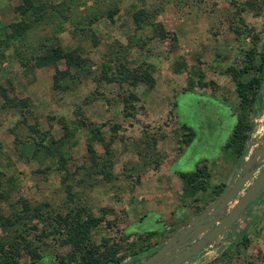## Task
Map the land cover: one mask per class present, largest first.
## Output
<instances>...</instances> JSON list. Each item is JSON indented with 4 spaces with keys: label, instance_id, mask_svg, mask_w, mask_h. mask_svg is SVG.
Segmentation results:
<instances>
[{
    "label": "rangeland",
    "instance_id": "1",
    "mask_svg": "<svg viewBox=\"0 0 264 264\" xmlns=\"http://www.w3.org/2000/svg\"><path fill=\"white\" fill-rule=\"evenodd\" d=\"M262 57L264 0H0V264H139L211 197L180 173L224 180L238 118L263 141ZM256 200L208 264H264Z\"/></svg>",
    "mask_w": 264,
    "mask_h": 264
},
{
    "label": "water",
    "instance_id": "2",
    "mask_svg": "<svg viewBox=\"0 0 264 264\" xmlns=\"http://www.w3.org/2000/svg\"><path fill=\"white\" fill-rule=\"evenodd\" d=\"M263 192L264 137L252 149H243L236 172L222 192L139 264L183 263L223 231L235 228L234 222L246 216L245 209L253 206ZM232 201L234 203L226 210Z\"/></svg>",
    "mask_w": 264,
    "mask_h": 264
},
{
    "label": "trees",
    "instance_id": "3",
    "mask_svg": "<svg viewBox=\"0 0 264 264\" xmlns=\"http://www.w3.org/2000/svg\"><path fill=\"white\" fill-rule=\"evenodd\" d=\"M55 52V50H54ZM262 63H264V57H262ZM247 69V66H245V70ZM236 72H233V79H236L235 77ZM259 86V79L258 78H251L247 82L241 83L237 81L235 91L237 93V96L239 97L241 102H247L249 107H251V104H253L254 101L258 100L259 102H262L261 96L256 91V89ZM249 128L248 125H243L241 120L238 118L237 123L232 131V134L229 138V140L226 141L224 144L225 147L231 148L233 153H235L237 160L239 161L240 156L243 153V144L247 137V129ZM182 177L185 178V180L188 183H198L200 189H204V182L206 181L208 177V173L206 171L205 164H200L195 167L193 171L190 172H183L180 173ZM213 192V190H212ZM215 192V191H214ZM255 203V202H254ZM253 203V204H254ZM252 206L245 209L246 212H248ZM145 215V214H144ZM76 229L73 234L78 236L80 233V229ZM156 234L155 230H150L145 232V239L154 236ZM140 236V235H138ZM133 247L136 246L137 248H132L130 250V254H135L138 251L147 249L146 244L142 243H136L132 242ZM131 247V246H130ZM79 250L84 249L85 253H88L87 256L82 254L80 255V260L84 264H106V263H115L117 262V259L113 258L112 252L106 250V251H100L98 248H78ZM75 254V253H74ZM76 255V254H75ZM112 255V256H111ZM62 261V260H61Z\"/></svg>",
    "mask_w": 264,
    "mask_h": 264
},
{
    "label": "crops",
    "instance_id": "4",
    "mask_svg": "<svg viewBox=\"0 0 264 264\" xmlns=\"http://www.w3.org/2000/svg\"><path fill=\"white\" fill-rule=\"evenodd\" d=\"M233 152V151H232ZM231 157H232V160H233V164H231V169H229L227 175H226V178L224 180H222L221 182H215L213 183L212 185H209V188L207 189V186H204V190L206 188V192L207 194H210L211 197L209 199L206 200V202H195L194 204H184V205H181L179 206V208L176 210V209H172L169 210L167 212L168 216H172L171 217V220L168 224L165 225V228L163 227V224L162 222H159L160 224H162V226H159L158 230H161L162 227L164 228V231H161V233H164V232H167V237L164 239V241L176 230H178L179 228H181L182 226H184L185 224H187V222L189 220H191V218H193L194 216H196L199 212H201L211 201H213L221 192L222 190L224 189V187L228 184L229 181H231L232 179V176L234 175V173L236 172V167H237V158H236V155L235 153H232L231 154ZM209 176L207 177L206 181L209 179ZM203 190V191H204ZM213 190V192H212ZM215 191V192H214ZM262 194V193H261ZM261 194L259 197H261ZM257 201V200H256ZM256 203V202H255ZM254 203V204H255ZM253 204V205H254ZM230 207L228 206L226 210H228ZM174 210V211H173ZM249 212V211H248ZM246 212V214L248 213ZM186 213H189L187 214L186 216V219L183 218V221L181 220V217L184 216ZM145 214V213H144ZM183 214V215H182ZM182 215V216H181ZM145 216V215H144ZM250 216H245L243 219L246 220V219H250ZM242 220H236L234 222L235 226L238 224V223H241ZM140 222V221H138ZM171 229V231H170ZM153 230V229H152ZM169 230V232H168ZM233 230V229H232ZM229 229L223 231L221 234H219L218 236H216L213 240L207 242L202 248L201 250L199 251V253H197L196 255L188 258L187 260H185L183 263L181 264H208L211 257L216 258L217 256H219L221 254V250L219 251L218 254H216L215 256H212L214 254V251H217V249H220L218 247H220L223 242H221V239L223 237H225L229 231H232ZM163 241V242H164ZM163 242H161L159 245H161ZM157 249V248H155ZM154 249V250H155ZM149 250V248L145 249V251ZM149 252H153L152 250L149 251ZM150 254V253H149ZM211 254V255H209ZM138 258V256H137Z\"/></svg>",
    "mask_w": 264,
    "mask_h": 264
}]
</instances>
